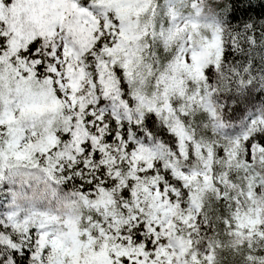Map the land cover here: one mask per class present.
<instances>
[{
  "label": "snow or ice",
  "instance_id": "snow-or-ice-1",
  "mask_svg": "<svg viewBox=\"0 0 264 264\" xmlns=\"http://www.w3.org/2000/svg\"><path fill=\"white\" fill-rule=\"evenodd\" d=\"M0 264H264V0H0Z\"/></svg>",
  "mask_w": 264,
  "mask_h": 264
}]
</instances>
